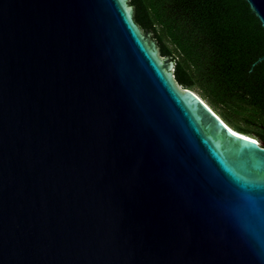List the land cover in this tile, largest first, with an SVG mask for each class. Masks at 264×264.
<instances>
[{"label": "water", "instance_id": "water-1", "mask_svg": "<svg viewBox=\"0 0 264 264\" xmlns=\"http://www.w3.org/2000/svg\"><path fill=\"white\" fill-rule=\"evenodd\" d=\"M173 68L128 0H0V264H264V145Z\"/></svg>", "mask_w": 264, "mask_h": 264}, {"label": "trees", "instance_id": "trees-1", "mask_svg": "<svg viewBox=\"0 0 264 264\" xmlns=\"http://www.w3.org/2000/svg\"><path fill=\"white\" fill-rule=\"evenodd\" d=\"M133 20L235 133L264 145V31L243 0H128ZM219 112H216L218 111ZM238 118L243 125L235 122Z\"/></svg>", "mask_w": 264, "mask_h": 264}, {"label": "rangeland", "instance_id": "rangeland-1", "mask_svg": "<svg viewBox=\"0 0 264 264\" xmlns=\"http://www.w3.org/2000/svg\"><path fill=\"white\" fill-rule=\"evenodd\" d=\"M205 102L207 103L206 100H205ZM207 104H208V103H207ZM216 112H219V110L216 111ZM233 119H235V122H236V123H239V125H243V123H242L238 118L234 117Z\"/></svg>", "mask_w": 264, "mask_h": 264}, {"label": "snow or ice", "instance_id": "snow-or-ice-1", "mask_svg": "<svg viewBox=\"0 0 264 264\" xmlns=\"http://www.w3.org/2000/svg\"><path fill=\"white\" fill-rule=\"evenodd\" d=\"M229 131H231V129H229ZM233 135H236V133H234V132H233ZM244 139H245V140H247V139H248V137H244ZM252 143H253V144H255V143H256V141H255V140H252Z\"/></svg>", "mask_w": 264, "mask_h": 264}, {"label": "bare ground", "instance_id": "bare-ground-1", "mask_svg": "<svg viewBox=\"0 0 264 264\" xmlns=\"http://www.w3.org/2000/svg\"><path fill=\"white\" fill-rule=\"evenodd\" d=\"M201 100V99H200ZM202 101V100H201ZM204 103V101H202Z\"/></svg>", "mask_w": 264, "mask_h": 264}]
</instances>
